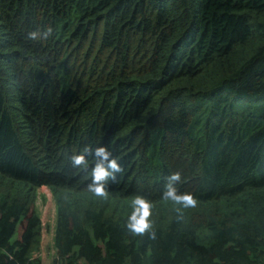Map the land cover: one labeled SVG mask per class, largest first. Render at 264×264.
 <instances>
[{"label":"trees","instance_id":"obj_1","mask_svg":"<svg viewBox=\"0 0 264 264\" xmlns=\"http://www.w3.org/2000/svg\"><path fill=\"white\" fill-rule=\"evenodd\" d=\"M89 145L124 168L106 199ZM173 171L196 207L162 199ZM42 185L53 264H264V0H0V264H40Z\"/></svg>","mask_w":264,"mask_h":264},{"label":"clouds","instance_id":"obj_2","mask_svg":"<svg viewBox=\"0 0 264 264\" xmlns=\"http://www.w3.org/2000/svg\"><path fill=\"white\" fill-rule=\"evenodd\" d=\"M52 35L53 28L47 27L42 32L39 29L30 31L27 38L40 40L48 39ZM90 156L93 158L94 163L90 169V179L86 184L87 190L97 197L106 199L109 195V182H115L118 175L124 172V168L106 145L84 147L78 153L71 155V164L74 168H83L88 172ZM180 181L181 172L179 171H173L167 175L165 177L162 199L172 201L183 208L196 207L197 198L194 193L179 191L177 185ZM152 208V202L145 195L138 193L132 200V210L126 223L127 231L134 236H147L150 240L156 239L157 233L153 230V222L151 220ZM177 211L179 212V208Z\"/></svg>","mask_w":264,"mask_h":264},{"label":"rangeland","instance_id":"obj_3","mask_svg":"<svg viewBox=\"0 0 264 264\" xmlns=\"http://www.w3.org/2000/svg\"><path fill=\"white\" fill-rule=\"evenodd\" d=\"M36 208L42 222L41 243L35 252V257L40 259V264H53L56 257L54 245L56 200L49 187L38 190ZM43 212H45L43 214Z\"/></svg>","mask_w":264,"mask_h":264},{"label":"crops","instance_id":"obj_4","mask_svg":"<svg viewBox=\"0 0 264 264\" xmlns=\"http://www.w3.org/2000/svg\"><path fill=\"white\" fill-rule=\"evenodd\" d=\"M46 187H48V186H45V185H43V186H41L38 190L40 191V189L42 188V189H45ZM45 212H43V214H44Z\"/></svg>","mask_w":264,"mask_h":264}]
</instances>
